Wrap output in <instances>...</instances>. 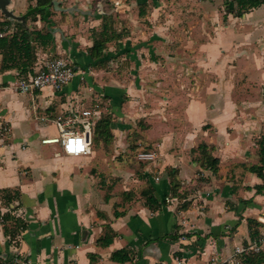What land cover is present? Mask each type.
I'll list each match as a JSON object with an SVG mask.
<instances>
[{
	"label": "crops",
	"instance_id": "crops-1",
	"mask_svg": "<svg viewBox=\"0 0 264 264\" xmlns=\"http://www.w3.org/2000/svg\"><path fill=\"white\" fill-rule=\"evenodd\" d=\"M55 1L62 10L78 11L60 12L51 7L50 24L39 16L24 21L30 30H54L52 45L36 47L33 73L50 58L64 57L75 70L71 82L60 92L45 88L22 94L15 89L19 71H1L0 53V191H19L21 206L16 215L27 225L14 247L4 236L0 221V255L13 259L16 253L23 264H210L227 260L234 247L250 242L248 219L261 223L259 230L264 234V188L256 192L262 181L249 172L250 167L259 165L256 142L264 136V101L259 94L224 91L223 78L226 50L232 55L241 51L248 36L251 47L264 50V5L240 18L226 16V28L217 30L216 36L201 46L206 65L223 72L221 86L204 100H189L177 130L158 135L159 129L153 127L142 134L143 129L134 124L135 119L145 121L148 108L130 110V104L123 103L124 96L148 101L143 88L130 86L128 79L121 80L113 71L91 66L88 56L102 24L101 15L117 12L120 19H126L139 2L120 0L115 7L113 0ZM35 3L10 0L7 8L24 17ZM133 36L124 39L125 43L107 45L103 57L109 61L107 67L124 61L130 68L136 66L139 73L145 66L156 65L147 57L150 51L142 48L143 43L131 42ZM243 63L238 60L239 67ZM82 72L89 74L82 78ZM253 75L263 89L264 73ZM137 78L134 84L144 83L143 75ZM236 80L234 76L239 89ZM96 103L106 105L116 118L111 126L115 147L138 151L143 146L140 140L133 142L135 139L129 144V132L158 146L154 162H133L117 185L101 173L109 141L91 146L86 156L78 158L63 156L56 144H42L58 136L57 121H67ZM101 114V110L95 112V122ZM90 137L92 141V130ZM200 144L214 147L213 156L219 161L216 174L201 170L192 160L189 152ZM168 168L176 170L179 194L188 203L184 209H180L182 201L171 196ZM147 182L161 204L156 212L146 208L140 197ZM165 199L172 201L166 203ZM7 211L0 201V216ZM104 239L110 243H98ZM119 251L122 254L113 260L112 255ZM123 258L127 260L121 261Z\"/></svg>",
	"mask_w": 264,
	"mask_h": 264
},
{
	"label": "rangeland",
	"instance_id": "rangeland-1",
	"mask_svg": "<svg viewBox=\"0 0 264 264\" xmlns=\"http://www.w3.org/2000/svg\"><path fill=\"white\" fill-rule=\"evenodd\" d=\"M128 1L136 2V0ZM137 1L139 4H135V10H139V7H141L144 14L142 16L137 15V18L133 19L132 15H136L134 14L137 12L136 10L128 18L120 19L117 12H112V28L122 33L121 44L125 43L124 39L131 38L134 35L133 39L135 41L131 42L138 46L143 43L142 48H148V51H150L147 52V57L154 61L156 65L145 66L142 72L139 73L136 66L130 68V65L126 66L124 61L123 64H116V67L115 63L113 67L105 65L103 69L105 68L106 72L113 71L121 77V80L128 79L126 82L130 81L132 87L139 85L143 88L142 93L145 92L148 101L146 99L134 100L133 96H124L122 97L123 103L128 102L130 110L136 109L139 111V109L143 110L144 107L148 108L147 113H144L143 120L145 121L138 123L139 119H135L134 124L137 129H143L140 131L142 134L143 131L152 130L154 127L160 130L158 133L160 135L162 134L160 132L177 130L180 123H183V108L189 100H204L206 94L216 93L218 87L221 86L220 79L223 72L217 73L216 69L206 65L207 58L201 53V46L211 41L216 36L217 30L223 31L226 28L228 21L225 17L230 18L232 14L226 9L224 0ZM229 1L231 2V0ZM79 5L83 7L82 4ZM131 28H133V35ZM250 38L248 36L245 42L241 43L243 46L241 51H233L234 55L231 54V50L225 52L224 91L235 95L259 94L262 95L264 101V87L263 89L261 87L263 85H259L254 78H251L256 72L264 73V50L259 51L258 48L251 47ZM150 47H152V50ZM238 47L236 46L235 49H238ZM239 59L245 61L242 67L238 65ZM88 74V72H82V78H85L84 76ZM139 75H143L144 83L141 85L134 84L135 78ZM234 76H237L236 83L239 85V89L233 83ZM262 80L264 81V79ZM148 95L150 96L148 97ZM132 99L133 101H131ZM99 106L102 114L108 113L106 105L101 103ZM112 118L113 126L116 118L114 116ZM261 122L264 125V118ZM129 134L130 136H127L129 144L132 139H135L133 142L137 140L142 142L143 146H140L138 151L134 150L135 147H127L126 149L115 147L113 142L116 138L113 134L108 140L110 144L104 149L107 163L104 164V170L101 173L109 178L114 185H117L116 183L123 179L124 172L130 168L131 164L137 162L136 154L138 152L144 151V149L152 152L154 155L152 162L158 156L159 150L158 146L155 145L157 144L155 141H149L148 143L145 141V137L140 136L137 132H129ZM101 142L100 140L99 144ZM94 145L93 138L92 147ZM142 163L146 164L148 162ZM137 166L140 165L137 164ZM6 258L5 261L8 263L10 259Z\"/></svg>",
	"mask_w": 264,
	"mask_h": 264
},
{
	"label": "trees",
	"instance_id": "trees-1",
	"mask_svg": "<svg viewBox=\"0 0 264 264\" xmlns=\"http://www.w3.org/2000/svg\"><path fill=\"white\" fill-rule=\"evenodd\" d=\"M52 0H36V3L32 7H28L25 15L24 21L31 18L33 21L39 16L40 21L45 24H50L47 17L52 15L50 12ZM224 5L228 9L229 13L236 18H240L243 15L249 13L254 9H258L264 5V0H224ZM144 11L139 7L138 15L142 16ZM112 16L111 14H102L101 20L102 24L100 30L96 36L93 37L92 46L88 49L89 59L92 61L91 66L93 67H104L108 65L109 61L104 60L106 47L109 43H117L123 38L121 32L116 31L112 28ZM3 24L13 25L14 32L0 39V53L2 55L1 71L16 69L19 71L20 78H26L29 75H35L33 73V67L36 66L37 56L36 47H42L46 49L52 45V33L45 29L34 30L28 29L25 23H9L4 21ZM57 58L52 57L50 60ZM112 115L111 113L101 114L100 118L94 123L92 129V137L94 138V143L99 144V141L107 142L111 137V126H112ZM92 138V140H93ZM257 145V155L259 158V165L252 166L249 168V172L253 173L262 181L261 185L256 186V192H259L264 188V136H262L256 142ZM149 150L144 149V152ZM214 147L208 146L206 144H200L196 148L191 149L190 155L194 162H196L201 170L210 171L212 174H216L219 161L213 156ZM137 161V160H136ZM138 162V161H137ZM142 163V162H138ZM169 183L171 186V196L177 200L182 201L180 209L187 207L188 203L185 201L186 197L179 194L180 182L176 179V170L173 168H168L166 170ZM112 189L108 187V190ZM131 197V193H128ZM133 197V196H132ZM140 197L143 204L150 211L156 212L160 209L161 204L156 200L153 194L152 187L148 184L145 189L140 193ZM107 199V197H106ZM0 201L8 211L0 216V221L3 228L4 236L8 239L10 246L16 247L18 245V237L20 233L27 229V225L23 219L16 215L18 209L20 208V194L17 190H2L0 191ZM117 217V214L115 215ZM248 230L250 241L256 240L263 236L261 234L260 228L261 223L254 220L248 219ZM101 245H108L110 241L103 240ZM122 254L120 251L112 255L113 260H118L117 256ZM6 256L0 255V264H23V261L19 256L14 253L13 261L9 260L6 263ZM17 259V262H14ZM127 258L121 259L125 261ZM237 264H264V251L259 254L250 255L247 257H240Z\"/></svg>",
	"mask_w": 264,
	"mask_h": 264
},
{
	"label": "built area",
	"instance_id": "built-area-1",
	"mask_svg": "<svg viewBox=\"0 0 264 264\" xmlns=\"http://www.w3.org/2000/svg\"><path fill=\"white\" fill-rule=\"evenodd\" d=\"M113 1L115 7L120 5V0ZM2 19L3 16L0 13V39L11 35L15 30L13 25L3 24L4 21ZM74 76L75 70L69 59L57 57L45 61L44 65L36 70L35 75L20 78L16 83L15 89L22 94H30L45 88H50L54 92H60L64 86L71 82ZM100 110L99 104L96 103L92 109L83 110L67 121H57L58 136L50 140H43L42 144L58 145L60 153L66 157L78 158L86 156L92 146L90 136L91 128L95 123L94 114ZM136 160L138 162H152L154 155L149 151H140L136 154ZM169 201L172 200L165 199L166 203ZM262 251H264V235L245 245L234 247L232 256L227 260H213L210 264H231L235 261L237 263L240 257L259 254ZM14 261L17 262L16 259Z\"/></svg>",
	"mask_w": 264,
	"mask_h": 264
},
{
	"label": "water",
	"instance_id": "water-1",
	"mask_svg": "<svg viewBox=\"0 0 264 264\" xmlns=\"http://www.w3.org/2000/svg\"><path fill=\"white\" fill-rule=\"evenodd\" d=\"M10 5V0H0V13L2 14V16L9 22H16V23H22L24 24V17L22 16H16L13 14V12L11 10H8V6ZM51 7L54 8V10H58L60 12H69L72 13L73 10H76V8H68L66 10H62L59 8V3L56 2L55 0H52L50 3ZM82 13V15H85V13ZM54 32V30L51 31V33Z\"/></svg>",
	"mask_w": 264,
	"mask_h": 264
}]
</instances>
